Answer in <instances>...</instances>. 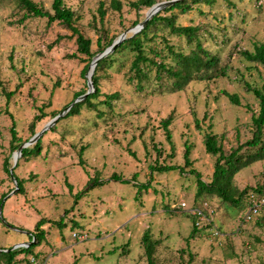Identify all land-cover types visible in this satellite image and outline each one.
<instances>
[{
    "label": "rangeland",
    "instance_id": "rangeland-1",
    "mask_svg": "<svg viewBox=\"0 0 264 264\" xmlns=\"http://www.w3.org/2000/svg\"><path fill=\"white\" fill-rule=\"evenodd\" d=\"M34 1L52 10L53 0ZM100 1L107 2L105 40L143 22L149 11L132 7L134 0H121V10L110 7L111 0H66L78 15L79 28L92 39L96 55L102 52L97 44L102 33L96 29L103 25ZM162 1L168 0L157 3ZM232 1L236 5L214 0L199 3L187 13L175 12L177 24L202 27L203 44L229 65L226 77L194 81L177 90L164 78L139 91L129 78L133 52L116 53L101 71V96L94 102L114 92L120 97L111 106L84 105L78 116L44 132L41 154L21 155L14 167V174L24 182L21 193L13 192L17 183L5 168L6 159L14 165L17 153L11 146V115L21 143L27 142L40 107L46 116L37 123L36 132L55 117L54 112L64 111L76 93L89 89V59L78 52L76 36L58 21L24 19L13 1L0 0V198L13 192L0 205L5 220L0 215V248L31 241L40 221L41 242L29 254L19 255L21 264H147L141 245L147 228L161 240L158 264H264V208L247 220L246 201L241 209L240 205L228 208L217 196L196 199L197 176L189 173L190 166L185 171H152L159 164L185 166V148L190 144L193 166L210 181L216 156L207 152L204 134L217 133L227 151L253 136L252 115L258 100L243 80L263 85L264 66L243 59L240 50L264 43V0ZM154 31L152 46L167 61L172 62L169 45L177 51L191 50L187 38L172 33L165 24ZM222 90L238 93L241 103H233ZM169 115H173L170 128L175 147L162 126ZM156 146L162 151L160 157ZM114 174L130 182L117 180ZM95 176L105 182L88 190ZM234 182L249 190L264 184V156L237 171ZM203 202L220 238L212 237L209 230L194 233L187 208ZM74 232L86 237L78 239ZM0 264L7 263L0 260Z\"/></svg>",
    "mask_w": 264,
    "mask_h": 264
},
{
    "label": "trees",
    "instance_id": "trees-1",
    "mask_svg": "<svg viewBox=\"0 0 264 264\" xmlns=\"http://www.w3.org/2000/svg\"><path fill=\"white\" fill-rule=\"evenodd\" d=\"M11 1L14 2L17 9L23 11L24 19L30 17H46L49 24L58 21L63 27L70 30L72 32V35L76 36L77 38L78 52L88 57L89 63L88 65H86V67L87 69L89 68L90 63L96 56L97 52H94L92 50V39L90 37H87L86 34L79 28L77 24L78 15L76 11L66 3V0H53L52 10L46 9L43 5L34 0ZM157 1L158 0H134L131 1L130 4L132 7L140 11L143 9H150L155 3H157ZM227 1L230 3V5H236L232 0ZM213 2L214 0H177L173 4L162 8L156 14H154L139 32L129 33L127 38L123 40L112 53L99 60V63L93 75L94 91L87 95L83 100L76 102L65 115L61 116L57 120V122L54 124V129L52 128V130H55V128H57L56 126H58V124L63 120L78 116L81 113V108L84 105H88L92 109L97 108L98 103L100 102L104 105L111 106L113 100L120 97L119 92H114L111 94H105V98L100 102H94V99H98L101 96V71L110 65V61L113 60L116 53L122 52L126 49H130L133 52V59L129 68V72L131 74L129 78L131 82L135 83L136 88L139 91H142L146 85H149L151 81L156 80L158 82L164 78L171 80V85L174 87V89L177 90L184 89L194 81L204 82L212 81L223 76L226 77L228 75L229 65H224L220 56L203 44L200 36L202 27H200L199 25H179L175 20V18L177 17L175 13L177 9H179L181 13H187L188 11L196 7L199 3L210 4ZM106 5V1H100L99 15L101 23L103 25L100 28L96 26L97 31H99V33H102L100 34L97 42L99 50L102 52L119 37L112 36L108 38V40H105L106 36H104V33L106 31V28L104 25V19L107 12ZM110 7L116 10H121L123 7V2L121 0H111ZM140 21L141 19L137 21L136 24ZM164 24L167 27H170L172 33L187 38V43L191 46V50L186 52L181 49L180 51H177L173 46L169 45L168 50L172 55V62L167 61L168 58L166 57V55L158 52V48L156 46L153 47L151 43L157 37V33L155 31L152 32L153 28L157 27L158 25ZM164 41H166L167 46V39L164 38ZM240 55L243 59L251 63H256L264 66V43H255L252 49H241ZM239 80L243 79L240 78ZM243 81L246 89L251 92L258 100V109L252 115L253 136L246 142L239 144L237 147L232 148L230 151H227L219 141V136L217 133L210 130L204 134V143L207 152L216 156L214 172L210 181H206L202 177V174L193 166V160L191 158L192 146L190 144H186L185 148V166H179L175 164H159L152 167L153 172H164L175 169H181V171H185V168L187 166H190L191 169L189 170V173L197 176L196 179L198 190L196 199H199L204 195L217 196L228 208L240 205L241 209L242 206L245 205V201L247 203V206H251L258 200V198L264 196V184L252 187V189L249 190L248 187L240 188L234 182V175L237 171H239L243 166H246L253 158L264 156V84L258 85L252 84L248 80ZM159 89L162 90L163 88L160 87ZM85 92H87V90H82L76 93L75 99ZM221 93L226 95L233 103H241L238 93L229 92L227 90H222ZM70 104L71 103H68L66 107H68ZM39 110L40 113L36 114L33 121L31 122L33 135L36 133L35 128L37 126V123L41 119H43L44 116H46L44 107H40ZM98 114L99 116L101 115L100 113ZM54 115H58V112H54ZM11 117V146L12 149H18L22 144L21 138L18 136L16 120L14 116L11 115ZM172 121L173 115H169L162 120V126L165 130L167 139L171 143L172 147H175L172 139V130L170 128V124L172 123ZM196 122L197 127L201 129L200 121L197 120ZM42 140L43 135L35 143L23 148L22 156L28 157L30 155L32 156L41 154ZM156 148L158 149L157 146ZM245 148L246 150H244ZM157 152L158 157H160L162 151L158 149ZM79 155L81 159L80 163H82L83 152L81 151ZM11 167L12 165L10 164L9 159H6L5 168L8 172H10ZM14 175L18 181V191L22 193L24 191L23 179L19 178L16 174ZM113 177H116L117 180L122 179L124 182H130L127 179L124 180L123 178H121L120 175L114 174ZM104 182L105 181L101 180L100 177L95 176L92 179L88 190L99 184H103ZM136 184L139 187H142L141 185H143L141 183ZM147 186L148 184H144L142 188H147ZM6 195L7 194H4L0 198V205L2 203L4 204V198L6 197ZM252 195H254L256 198H253ZM197 206L202 207L205 212H207L211 217L206 203L204 205L203 202L202 204H199ZM263 208L264 205H262L261 209ZM191 216L193 217L194 233L199 230L211 231V228L215 226L213 217H211L210 224L207 223L204 225H198L196 223L195 216ZM40 223L41 222L39 221L36 224V229H38L37 232L33 233V235H30V240L35 239V241L31 245L27 247L21 246L13 250H11L10 248L2 247L0 248V260L5 261L7 264H18L23 261V259L19 258L18 256L21 254H29L30 252H32V248L41 242V236L43 235V233L40 231ZM160 244L161 240L153 237L150 228H147L143 232L141 237V245L143 249V255L147 258L148 261L147 264H158V250ZM2 249L9 250L4 251ZM25 256L24 258H26ZM34 256L38 255L34 254ZM185 264H189V262Z\"/></svg>",
    "mask_w": 264,
    "mask_h": 264
},
{
    "label": "water",
    "instance_id": "water-1",
    "mask_svg": "<svg viewBox=\"0 0 264 264\" xmlns=\"http://www.w3.org/2000/svg\"><path fill=\"white\" fill-rule=\"evenodd\" d=\"M175 1L177 0H168V1H162V2H158V3H155L148 11L147 13V16L145 18V20L131 28H128L126 31H124L108 48H106L103 52L97 54L90 66H89V72H88V86H89V89L87 90V92H85L84 94L80 95L79 97H77L68 107L65 108L64 111L60 112L58 115H56L50 122H48L46 124V126L39 132H36L27 142H24L22 143L19 148L17 149V153H16V156H15V163L14 165L11 167L10 169V173H11V176L12 178L16 181L17 183V187L16 189L13 191V192H16V190H18L19 186H18V181L13 173V169L14 167L16 166L17 162H18V159L19 157L22 155V150L23 148L25 147H28L29 145L35 143L43 134L44 132H46L47 130H49L52 126H54V124L57 122V120L65 115L70 109L71 107L78 101H81L83 100L87 95H89L91 92L94 91V84H93V75L95 73V69L99 63V60L104 58L105 56H108L110 53H112L116 48L117 46L127 38L129 32H133V33H137L139 32L147 23V21L154 15L156 14L159 10H161L162 8H165L166 6H169L171 4H173ZM13 192H11L10 194H8L4 200L10 196ZM0 215H1V218L3 220V222L5 223V220L3 219L2 217V207L0 208ZM9 227H12L13 228V225H11L10 223H6ZM34 240H31L29 242L25 241V242H19V243H16L13 247H11L10 249L13 250V249H16V248H19L21 246H28L27 243H33ZM4 251H8L9 249H2Z\"/></svg>",
    "mask_w": 264,
    "mask_h": 264
},
{
    "label": "built area",
    "instance_id": "built-area-1",
    "mask_svg": "<svg viewBox=\"0 0 264 264\" xmlns=\"http://www.w3.org/2000/svg\"><path fill=\"white\" fill-rule=\"evenodd\" d=\"M252 197L256 198L254 195H252ZM181 205H182V207H185L186 202H181ZM262 205H264V196L261 198H258V200L256 202H254L251 206H249L245 218L247 220H251V219L255 218L256 216H258L260 213V209H261ZM187 209L191 215L195 216L196 223L198 225H204L207 223H209V224L211 223L210 215L207 212H205V210L202 207H199V206H191L190 207L189 206ZM74 236H76L78 239H82V238L86 237V233L74 232ZM211 236L216 237V238L220 236V232L216 226L211 228ZM24 247H27V246H24ZM31 260L33 262H36L35 257H32Z\"/></svg>",
    "mask_w": 264,
    "mask_h": 264
},
{
    "label": "crops",
    "instance_id": "crops-1",
    "mask_svg": "<svg viewBox=\"0 0 264 264\" xmlns=\"http://www.w3.org/2000/svg\"><path fill=\"white\" fill-rule=\"evenodd\" d=\"M26 240H23V242H25ZM19 258H22L23 256H18ZM22 263V261L20 262V263H18V264H21Z\"/></svg>",
    "mask_w": 264,
    "mask_h": 264
}]
</instances>
